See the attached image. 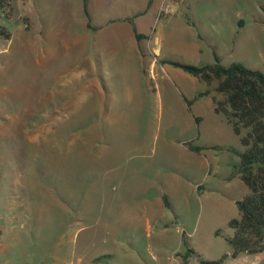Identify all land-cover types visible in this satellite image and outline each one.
I'll return each instance as SVG.
<instances>
[{
	"label": "rangeland",
	"instance_id": "obj_1",
	"mask_svg": "<svg viewBox=\"0 0 264 264\" xmlns=\"http://www.w3.org/2000/svg\"><path fill=\"white\" fill-rule=\"evenodd\" d=\"M25 1L0 5V239L6 243L0 246V264H182L186 245L177 226L184 219L190 232L195 228L194 234L185 232L186 239L201 257L231 253V244L215 232L234 233L228 222L239 215L236 201L249 193L239 176L231 178L240 161L236 152L204 150L212 158L207 175L197 186L185 181L202 199L194 191L190 209L182 200L179 217L166 207L153 214L145 210L156 200L152 183L176 162L171 147L194 139L195 144L212 141L246 149L231 125L219 137L211 135L207 126L216 117L197 105L192 111L186 107L178 87L193 97L206 83L192 75L194 82L177 76L175 97L169 100L171 83L165 79L143 76L139 82L132 73L137 64H124L121 74L112 73L116 65L110 64L109 78L123 85L117 98L125 103L124 90L134 93L125 103L129 110L123 105L99 110L115 97L105 92L92 104L84 103L77 86L86 76L74 77L77 64H35L25 54ZM148 14L143 26L152 33L158 19ZM181 14L189 17L193 29L185 36L176 28V40H195L203 52L195 55L175 45L171 59L201 65L214 62L215 53L224 65L242 62L264 69V0H185L171 11L173 17ZM140 84L147 89L142 101ZM195 111L205 115L201 128ZM136 144L143 151H136L134 160L121 157L123 147ZM109 151L115 153L111 161L102 156ZM129 166L141 171L130 182L137 184L136 195L126 194L123 173ZM126 205L137 206L138 212ZM148 216L152 223L154 217L160 219L152 224L150 236L144 224Z\"/></svg>",
	"mask_w": 264,
	"mask_h": 264
},
{
	"label": "crops",
	"instance_id": "obj_2",
	"mask_svg": "<svg viewBox=\"0 0 264 264\" xmlns=\"http://www.w3.org/2000/svg\"><path fill=\"white\" fill-rule=\"evenodd\" d=\"M182 1L185 0H152L151 5L148 6L149 0H88L89 14H86L83 0H26L23 14L27 29L21 39L22 48L25 54L34 60L35 64H77L74 77L79 79L86 76V82L75 80L81 82L77 86V91H83L82 100L84 103L87 101L92 104L97 96L104 95L105 92H110L115 97L114 102L105 104L104 108L99 110L111 111L113 107L121 105L129 110L126 104L132 100V93H134L130 89L124 90L122 94H125L124 101L126 104L117 98L123 85L109 78L108 65L110 64L116 65L115 68L111 69L112 73L116 74L122 73L124 64H137L132 73L137 76L139 82L142 81L143 76L147 77V80L165 79L167 83H171V92L168 93V98L171 100L175 97L177 76L182 81L185 79L186 82H194L190 76L192 74L179 67L181 70L177 72L171 68L170 63L165 62V60H173L171 59L172 47L175 45L182 46L195 55H200L203 52L199 42L195 40H193L194 42L179 41L175 38L178 34L176 28L181 30L185 36H189L191 29H193V25L182 14L174 17L171 15V11L179 9ZM162 10L163 12H161ZM149 12H152V17L158 19L157 27L152 33H149L147 27L143 26L144 19L150 17ZM136 31L145 37L138 40ZM214 55L216 56L215 53ZM30 61L32 62V60ZM156 84L158 86V83ZM153 89H156L159 94L158 87ZM178 91L190 111L197 105V108H202L205 114L216 117L213 126H207L211 135L219 137L228 131V125L231 123L223 114L216 112L215 92L194 100L199 92L193 97H187L181 87H178ZM138 92L141 94L139 95L141 101L144 100L147 89L144 90L140 84ZM216 96L221 98L219 95ZM186 99L193 100V102L189 105ZM45 114L49 115L48 113ZM201 114L195 111L194 116L197 125L200 123V128L205 118V115ZM197 117L200 118L199 122L196 121ZM193 140L192 142L195 144ZM195 145H205L207 146L205 149L216 146L212 141H203ZM205 149L194 152L185 143L180 144L179 148L171 147V154L176 157V162L172 159L173 161L170 162L169 166L170 172L160 175L152 183V188L157 196L156 200L151 201L145 208L147 213H157V210L166 207L174 211L176 217H179L178 210L181 209L182 200L183 204H187V208L190 209L194 191H196L197 197L202 199V194L197 190L188 188L185 181L188 180L197 186L207 175L208 166L212 165V158L210 159L207 152L204 153ZM136 151L142 152L143 147L139 144L133 147L132 145L123 147L121 157L123 154L127 156V159L128 157L132 158ZM102 156L111 161L114 159L115 153L109 151ZM134 159L135 157L131 160ZM140 172L138 167H126L123 173L126 178L124 180L127 181L126 194L136 195L137 184L130 182L137 181ZM216 173H218V169H216ZM231 176V178L238 177V175L234 176L233 173ZM197 189L199 190V187ZM165 196L168 197L170 206L166 205ZM129 207L136 209L133 212H138V207L135 205H126L124 208ZM134 218H139L138 221L142 222L140 216L137 215ZM184 220H181L182 226H177V231L182 233L181 240L184 232L189 233V235L195 232V228H193V232L188 230V222L186 219ZM152 221L153 219L148 216L144 223L149 236L151 235L152 224L160 222L159 216L154 217L153 223ZM4 244L6 245L0 239V246ZM242 255L229 257L224 264H264V252L256 254L258 256L256 259L246 258ZM80 259L82 258L80 257ZM190 261L182 262V264H190Z\"/></svg>",
	"mask_w": 264,
	"mask_h": 264
},
{
	"label": "trees",
	"instance_id": "obj_3",
	"mask_svg": "<svg viewBox=\"0 0 264 264\" xmlns=\"http://www.w3.org/2000/svg\"><path fill=\"white\" fill-rule=\"evenodd\" d=\"M86 14L88 0H83ZM152 0H149L150 6ZM4 5V0H0ZM188 21L189 17L186 15ZM138 40L145 37L136 31ZM211 63L197 65L178 60H165L176 67L198 77L207 84V88L199 92L195 99L215 92L216 112L223 114L231 123L236 134L241 136V142L246 146L244 151H238L233 146H214L217 149H228L236 152L240 161L235 165L233 175H238L249 188V193L236 201L238 217H233L228 222L234 230L232 235H225L222 229L216 230V235H221L231 244L233 250L218 259H205L190 246L183 233L182 239L186 251L182 254L183 263L191 258H196L200 264H224L229 257L240 254H259L264 252V69L252 68L242 62H232L224 65L218 55ZM216 82V84H214ZM190 105L193 100L186 99ZM199 122L200 118L197 117ZM243 129H247L243 133ZM187 145L194 152L207 148L205 145H195L192 141ZM200 189V186H199ZM166 205L170 206L168 197L165 196Z\"/></svg>",
	"mask_w": 264,
	"mask_h": 264
},
{
	"label": "built area",
	"instance_id": "obj_4",
	"mask_svg": "<svg viewBox=\"0 0 264 264\" xmlns=\"http://www.w3.org/2000/svg\"><path fill=\"white\" fill-rule=\"evenodd\" d=\"M161 12H163V10Z\"/></svg>",
	"mask_w": 264,
	"mask_h": 264
}]
</instances>
